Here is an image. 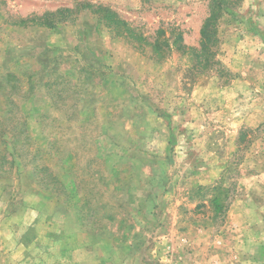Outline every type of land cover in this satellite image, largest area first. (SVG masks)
<instances>
[{
    "label": "rangeland",
    "instance_id": "1",
    "mask_svg": "<svg viewBox=\"0 0 264 264\" xmlns=\"http://www.w3.org/2000/svg\"><path fill=\"white\" fill-rule=\"evenodd\" d=\"M0 264H264V0H0Z\"/></svg>",
    "mask_w": 264,
    "mask_h": 264
},
{
    "label": "trees",
    "instance_id": "2",
    "mask_svg": "<svg viewBox=\"0 0 264 264\" xmlns=\"http://www.w3.org/2000/svg\"><path fill=\"white\" fill-rule=\"evenodd\" d=\"M58 21H60V20H58ZM54 22L55 21L53 20V18H46L45 20L40 21V24H46L48 26H52L54 24ZM202 34H203V36L208 34L206 26L203 28Z\"/></svg>",
    "mask_w": 264,
    "mask_h": 264
}]
</instances>
